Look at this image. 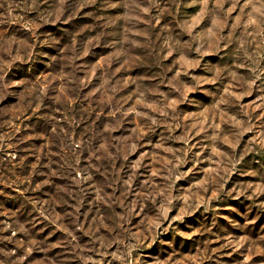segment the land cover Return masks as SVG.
Masks as SVG:
<instances>
[{"label":"rangeland","instance_id":"obj_1","mask_svg":"<svg viewBox=\"0 0 264 264\" xmlns=\"http://www.w3.org/2000/svg\"><path fill=\"white\" fill-rule=\"evenodd\" d=\"M108 2L0 23V156L50 169L23 193L43 236L0 211V259L264 264V0Z\"/></svg>","mask_w":264,"mask_h":264},{"label":"trees","instance_id":"obj_2","mask_svg":"<svg viewBox=\"0 0 264 264\" xmlns=\"http://www.w3.org/2000/svg\"><path fill=\"white\" fill-rule=\"evenodd\" d=\"M24 134L27 135L28 132H24ZM31 143L33 142L27 141L26 144H23L21 146V149L22 147H29ZM33 149L35 150V148ZM32 150H29L28 152H25V150H18L17 152L15 151L12 158L7 157L6 155L0 156V176H3V179L5 180L8 179L7 181L11 186H13V184H16V188L22 191L21 194L17 191L10 192L9 194L13 195L10 198H6V195H2L0 198V211H15L16 218L12 217L9 220L10 222H18V224L16 222L14 230L20 229L21 224L26 225L28 223V229H31L30 231L32 233H37V235L35 234V237H39V235L43 236L44 231H41V228L38 227V225H35V227L32 228V224L29 223L34 215L33 207L31 206L29 200L26 198L28 197V194L23 193L25 192L26 188H35L36 185L47 179L46 176L43 175H48L50 169L42 168L41 171L43 173L45 172V174H41V177L37 176V173L39 171L36 168L39 166L40 162H48L49 159L46 156L48 152L46 150H43L41 153H39V150H37L36 152ZM54 160L60 162L61 158H54ZM39 189V194L40 192H42V190L43 193L49 191L50 194L46 196V199H51L52 194L54 195V198L56 196H59V190L52 191L44 185Z\"/></svg>","mask_w":264,"mask_h":264},{"label":"clouds","instance_id":"obj_3","mask_svg":"<svg viewBox=\"0 0 264 264\" xmlns=\"http://www.w3.org/2000/svg\"><path fill=\"white\" fill-rule=\"evenodd\" d=\"M86 2V0H85ZM47 4L48 9L41 10L42 5ZM75 0H20L19 3L10 2V0H0V7L4 8L5 16L0 19V23L7 24L11 26L13 22L17 21V18L14 17L12 14L17 9H22L24 14L27 16L30 12L35 11L37 13V17L42 23L52 22L55 20H59L60 16L62 15V10H67L69 8L74 7ZM110 6L108 0H101V7H108ZM76 37H73V43L71 44L70 48H75L77 46ZM11 47L8 42H5V47L3 52L7 54L8 58L13 60L11 51L9 50ZM80 87H85L86 85L83 82L80 83ZM28 96L32 98L33 102H37L39 100L38 95H33L31 91L28 92ZM3 97L0 96V99ZM31 106V105H28ZM85 146H87V142L85 141ZM162 219L164 217H161ZM32 248V244L29 243L25 246V254L23 256H16L15 252H8L4 253L3 259H0V264H24V260L27 259V255L30 254ZM2 251V250H0ZM130 262V257H129Z\"/></svg>","mask_w":264,"mask_h":264}]
</instances>
